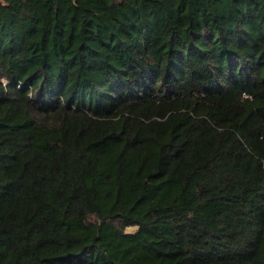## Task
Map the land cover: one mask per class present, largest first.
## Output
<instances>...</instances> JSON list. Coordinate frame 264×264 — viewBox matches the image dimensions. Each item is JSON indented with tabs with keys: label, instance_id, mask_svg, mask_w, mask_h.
Masks as SVG:
<instances>
[{
	"label": "trees",
	"instance_id": "trees-1",
	"mask_svg": "<svg viewBox=\"0 0 264 264\" xmlns=\"http://www.w3.org/2000/svg\"><path fill=\"white\" fill-rule=\"evenodd\" d=\"M0 264H264V0H0Z\"/></svg>",
	"mask_w": 264,
	"mask_h": 264
},
{
	"label": "rangeland",
	"instance_id": "rangeland-1",
	"mask_svg": "<svg viewBox=\"0 0 264 264\" xmlns=\"http://www.w3.org/2000/svg\"><path fill=\"white\" fill-rule=\"evenodd\" d=\"M134 230H136V228L135 227H129L128 229H127V231H134Z\"/></svg>",
	"mask_w": 264,
	"mask_h": 264
}]
</instances>
